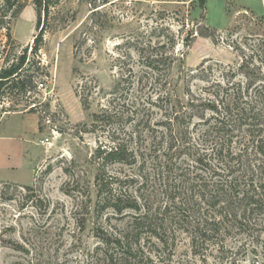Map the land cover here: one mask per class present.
I'll list each match as a JSON object with an SVG mask.
<instances>
[{
  "label": "trees",
  "instance_id": "trees-1",
  "mask_svg": "<svg viewBox=\"0 0 264 264\" xmlns=\"http://www.w3.org/2000/svg\"><path fill=\"white\" fill-rule=\"evenodd\" d=\"M33 1L40 27L51 4ZM128 43L138 61L118 60L107 105L84 128L98 133L95 197L80 220L94 240L84 264H228L234 251L264 264V65L248 56L185 70L176 42L169 52ZM27 53L1 69L0 92L32 88ZM181 244L192 257L174 260ZM214 252L219 263L209 261Z\"/></svg>",
  "mask_w": 264,
  "mask_h": 264
},
{
  "label": "rangeland",
  "instance_id": "rangeland-1",
  "mask_svg": "<svg viewBox=\"0 0 264 264\" xmlns=\"http://www.w3.org/2000/svg\"><path fill=\"white\" fill-rule=\"evenodd\" d=\"M12 1L7 11L0 0V71L27 49L34 82L27 92L1 90L0 130L12 122L11 133L34 138V174L27 185L0 182V264H84L94 240L80 220L89 218L88 196L95 197L98 138L84 128L107 105L118 62L138 61L128 42H152L161 52L176 42L185 70L205 60L239 66L248 56L264 65V0H114L98 12L100 0H49L52 12L47 23L42 13L40 27L33 0ZM19 5L17 15L1 20ZM35 118L38 135L30 130ZM188 251L181 244L174 260L191 258ZM217 255L209 261L219 263ZM231 260L252 264L241 251Z\"/></svg>",
  "mask_w": 264,
  "mask_h": 264
},
{
  "label": "crops",
  "instance_id": "crops-1",
  "mask_svg": "<svg viewBox=\"0 0 264 264\" xmlns=\"http://www.w3.org/2000/svg\"><path fill=\"white\" fill-rule=\"evenodd\" d=\"M14 127L11 122L0 130V182L27 185L32 182L31 179H33L34 174L33 162L28 157L33 148L34 138L26 140L23 137L25 136L23 133H11ZM22 130L24 131V129ZM30 130L35 135H38L39 125L37 118H35L34 128L31 127Z\"/></svg>",
  "mask_w": 264,
  "mask_h": 264
}]
</instances>
